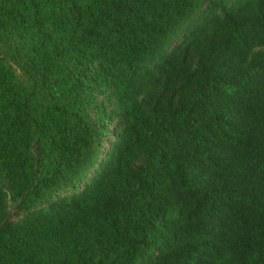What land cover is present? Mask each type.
Segmentation results:
<instances>
[{"label": "trees", "instance_id": "trees-1", "mask_svg": "<svg viewBox=\"0 0 264 264\" xmlns=\"http://www.w3.org/2000/svg\"><path fill=\"white\" fill-rule=\"evenodd\" d=\"M0 264H264V0H0Z\"/></svg>", "mask_w": 264, "mask_h": 264}]
</instances>
